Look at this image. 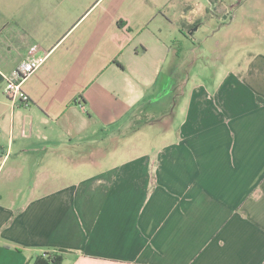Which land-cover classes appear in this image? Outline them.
<instances>
[{
	"label": "crops",
	"instance_id": "1",
	"mask_svg": "<svg viewBox=\"0 0 264 264\" xmlns=\"http://www.w3.org/2000/svg\"><path fill=\"white\" fill-rule=\"evenodd\" d=\"M188 4L0 0V264L57 251L62 264H264L263 41L242 65L216 43V77H182L165 134L138 139L165 66L169 85L191 66L194 44L171 60L169 45L200 29ZM216 7L227 36L233 8ZM33 47L46 60L22 85L28 105L11 103L5 77Z\"/></svg>",
	"mask_w": 264,
	"mask_h": 264
},
{
	"label": "rangeland",
	"instance_id": "2",
	"mask_svg": "<svg viewBox=\"0 0 264 264\" xmlns=\"http://www.w3.org/2000/svg\"><path fill=\"white\" fill-rule=\"evenodd\" d=\"M208 1H211V3L219 2L218 4H222V6L233 8L232 13L234 17L232 25L228 30V37L225 34V27L219 29V23H217L216 20L215 11L217 10L216 6L218 4L215 5V8H210L211 13L206 14V9H208L210 5ZM261 1L262 0H251L246 4L243 3L245 0H242L239 4L237 0H189L188 5L194 7L196 10V14L194 15L196 18L191 20V22L192 24L201 22L200 29L195 32L188 41L187 39L184 40L179 38L178 35L173 36V40L169 42V45L172 51L170 56L171 60L172 56H174L173 59L177 56L178 45L185 48L188 46L192 48L194 44L196 49L191 50L184 56V60L190 62L191 66L175 69L173 75L175 80L170 83V85L169 64L165 66L161 77L159 76L156 86L158 99L153 101L150 107L151 109H146V105H144L136 114L140 119V134L138 135V139L141 141L148 139L152 142H156L165 134L161 130L164 129L162 127H165V125H169V95L174 93L171 87H176L182 77L188 81L190 86H195L197 83L205 82L207 81L205 79L215 76L212 63V51L215 49L216 43H220L222 52L220 59L226 61L227 65H231L232 61L237 62L238 65H242L250 54L255 53L251 51L253 48L257 50L263 47L264 20L260 21L258 19L260 14L264 15V3H261ZM234 11H237V13L235 14ZM248 19H251V21H248ZM250 22V31L254 34V44L244 46L241 44L240 39L245 37L247 30L244 28L246 24ZM241 31L242 33H240ZM224 36L227 37L226 40H224ZM175 40L181 42H175ZM132 127H127V130ZM150 129H152V132L149 131ZM133 134L134 133H131V136Z\"/></svg>",
	"mask_w": 264,
	"mask_h": 264
},
{
	"label": "built area",
	"instance_id": "3",
	"mask_svg": "<svg viewBox=\"0 0 264 264\" xmlns=\"http://www.w3.org/2000/svg\"><path fill=\"white\" fill-rule=\"evenodd\" d=\"M36 52V48H31L28 57L19 64L11 75L5 77L4 95L9 102L28 105L29 99L22 91V85L46 60V55H37Z\"/></svg>",
	"mask_w": 264,
	"mask_h": 264
},
{
	"label": "trees",
	"instance_id": "4",
	"mask_svg": "<svg viewBox=\"0 0 264 264\" xmlns=\"http://www.w3.org/2000/svg\"><path fill=\"white\" fill-rule=\"evenodd\" d=\"M198 23L191 25L189 27V30L196 27ZM258 102H261V100H257ZM66 253V251H57V252H45L39 256H37L32 264H62L63 262V256Z\"/></svg>",
	"mask_w": 264,
	"mask_h": 264
},
{
	"label": "water",
	"instance_id": "5",
	"mask_svg": "<svg viewBox=\"0 0 264 264\" xmlns=\"http://www.w3.org/2000/svg\"><path fill=\"white\" fill-rule=\"evenodd\" d=\"M193 30H195V29H193Z\"/></svg>",
	"mask_w": 264,
	"mask_h": 264
}]
</instances>
